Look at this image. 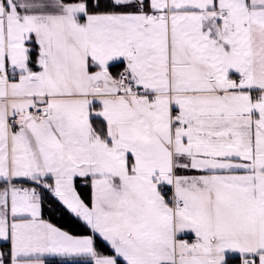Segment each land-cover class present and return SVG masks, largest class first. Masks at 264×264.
I'll use <instances>...</instances> for the list:
<instances>
[{
	"label": "snow or ice",
	"instance_id": "1",
	"mask_svg": "<svg viewBox=\"0 0 264 264\" xmlns=\"http://www.w3.org/2000/svg\"><path fill=\"white\" fill-rule=\"evenodd\" d=\"M0 264H264V0H0Z\"/></svg>",
	"mask_w": 264,
	"mask_h": 264
}]
</instances>
